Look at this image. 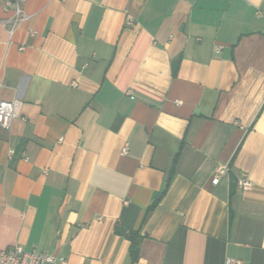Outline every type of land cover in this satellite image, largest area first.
<instances>
[{
  "label": "crops",
  "instance_id": "0c3cea01",
  "mask_svg": "<svg viewBox=\"0 0 264 264\" xmlns=\"http://www.w3.org/2000/svg\"><path fill=\"white\" fill-rule=\"evenodd\" d=\"M5 2L0 248L264 264V0H27L11 41Z\"/></svg>",
  "mask_w": 264,
  "mask_h": 264
},
{
  "label": "built area",
  "instance_id": "2783aa9c",
  "mask_svg": "<svg viewBox=\"0 0 264 264\" xmlns=\"http://www.w3.org/2000/svg\"><path fill=\"white\" fill-rule=\"evenodd\" d=\"M27 0H6L4 8L12 11V15L3 19V24L8 32L9 40L14 37L18 28L24 24L30 15L25 10ZM134 24L132 15L127 16V25ZM29 34H36V30L30 29ZM20 50L25 47L21 45ZM20 100H4L0 99V128L9 129L12 120L19 115ZM127 147L123 148V153L126 154ZM230 171L228 163H219L213 173L212 184H218L221 178L227 175ZM237 186L240 189H250L253 186V181L247 174H242L237 178ZM62 258L56 257L54 254L39 251L36 248L26 249L21 244H15L9 248H0V264H56ZM225 264H245L244 260L240 258H227Z\"/></svg>",
  "mask_w": 264,
  "mask_h": 264
},
{
  "label": "trees",
  "instance_id": "16d2710c",
  "mask_svg": "<svg viewBox=\"0 0 264 264\" xmlns=\"http://www.w3.org/2000/svg\"><path fill=\"white\" fill-rule=\"evenodd\" d=\"M127 236L132 240V248H136V240L133 234H127Z\"/></svg>",
  "mask_w": 264,
  "mask_h": 264
}]
</instances>
